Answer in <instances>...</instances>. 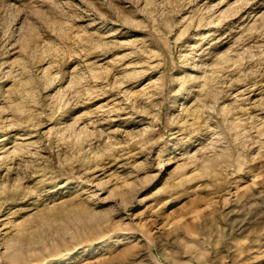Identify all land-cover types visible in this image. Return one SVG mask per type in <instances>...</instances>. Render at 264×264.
<instances>
[{"label": "rangeland", "instance_id": "1", "mask_svg": "<svg viewBox=\"0 0 264 264\" xmlns=\"http://www.w3.org/2000/svg\"><path fill=\"white\" fill-rule=\"evenodd\" d=\"M0 264H264V0H0Z\"/></svg>", "mask_w": 264, "mask_h": 264}]
</instances>
